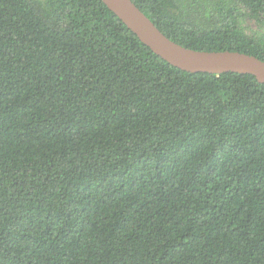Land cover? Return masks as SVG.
Wrapping results in <instances>:
<instances>
[{
    "label": "trees",
    "instance_id": "16d2710c",
    "mask_svg": "<svg viewBox=\"0 0 264 264\" xmlns=\"http://www.w3.org/2000/svg\"><path fill=\"white\" fill-rule=\"evenodd\" d=\"M133 1L264 60V0ZM0 264H264V83L168 63L102 0H0Z\"/></svg>",
    "mask_w": 264,
    "mask_h": 264
},
{
    "label": "water",
    "instance_id": "95a60500",
    "mask_svg": "<svg viewBox=\"0 0 264 264\" xmlns=\"http://www.w3.org/2000/svg\"><path fill=\"white\" fill-rule=\"evenodd\" d=\"M150 49L190 72L252 74L264 83V60L236 50H197L168 37L133 0H102Z\"/></svg>",
    "mask_w": 264,
    "mask_h": 264
},
{
    "label": "rangeland",
    "instance_id": "374dc122",
    "mask_svg": "<svg viewBox=\"0 0 264 264\" xmlns=\"http://www.w3.org/2000/svg\"><path fill=\"white\" fill-rule=\"evenodd\" d=\"M242 27L243 29L245 30V32L248 34V35H253V34H256V29L259 28V26L256 25V23L253 21H246V20H243L242 21ZM260 29H262L260 27Z\"/></svg>",
    "mask_w": 264,
    "mask_h": 264
}]
</instances>
